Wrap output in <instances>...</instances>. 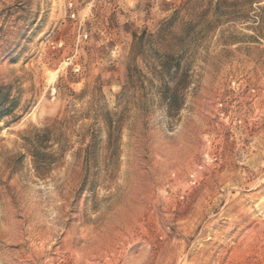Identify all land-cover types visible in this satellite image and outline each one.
<instances>
[{
  "label": "rangeland",
  "instance_id": "374dc122",
  "mask_svg": "<svg viewBox=\"0 0 264 264\" xmlns=\"http://www.w3.org/2000/svg\"><path fill=\"white\" fill-rule=\"evenodd\" d=\"M0 264H264V0H0Z\"/></svg>",
  "mask_w": 264,
  "mask_h": 264
},
{
  "label": "trees",
  "instance_id": "16d2710c",
  "mask_svg": "<svg viewBox=\"0 0 264 264\" xmlns=\"http://www.w3.org/2000/svg\"><path fill=\"white\" fill-rule=\"evenodd\" d=\"M13 101L9 97L8 87L0 85V118L11 114Z\"/></svg>",
  "mask_w": 264,
  "mask_h": 264
}]
</instances>
